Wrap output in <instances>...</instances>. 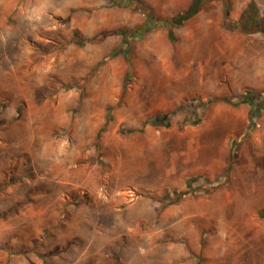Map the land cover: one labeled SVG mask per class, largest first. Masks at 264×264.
Here are the masks:
<instances>
[{"label": "rangeland", "instance_id": "374dc122", "mask_svg": "<svg viewBox=\"0 0 264 264\" xmlns=\"http://www.w3.org/2000/svg\"><path fill=\"white\" fill-rule=\"evenodd\" d=\"M193 1L0 0V109L53 122L0 128V264H264V99L220 102L264 33L209 0L172 41Z\"/></svg>", "mask_w": 264, "mask_h": 264}, {"label": "trees", "instance_id": "16d2710c", "mask_svg": "<svg viewBox=\"0 0 264 264\" xmlns=\"http://www.w3.org/2000/svg\"><path fill=\"white\" fill-rule=\"evenodd\" d=\"M209 0H194L193 4L185 11L178 13L176 16H174L173 18L168 20V27H169V37L172 41L175 40V31L177 29H182L185 27V25L190 22L191 20H193L194 18H196L202 11L203 9L206 7V5L208 4ZM247 17L250 20V23H248L249 26L254 27L256 25V27H258L255 30H249L248 25H244L242 26V30L246 33H264V27L263 23H264V17H259V13L256 7V2L255 0H252L250 5L248 6L246 12L244 13V17ZM238 25H234V24H228L226 22H224V29L228 32L233 31L237 28ZM132 31L126 30V29H122L119 30L118 32H115V34H119L122 35L124 37L125 40V44H128V39L130 38V35ZM116 54H122V55H127V51H118ZM115 55H112L115 56ZM108 59H111V57H109ZM262 98L264 99V94H254V93H246L244 96H241L239 98V102L234 103L231 99H221L220 102L234 106V107H240L241 105H249L252 108H257L255 102L259 99ZM172 116V114H167V115H161V116H157L154 117L153 119H151L149 121V123H151L153 126L156 127H165V128H169L170 127V117ZM255 115L254 113L251 114L250 119H254ZM262 217L264 218V214H262Z\"/></svg>", "mask_w": 264, "mask_h": 264}, {"label": "crops", "instance_id": "0c3cea01", "mask_svg": "<svg viewBox=\"0 0 264 264\" xmlns=\"http://www.w3.org/2000/svg\"><path fill=\"white\" fill-rule=\"evenodd\" d=\"M255 2H256V7L258 10V13H259V17H261V18L264 17V10H262V12H261L259 10L260 5L259 6L257 5L256 0H255ZM255 78H256V83H258L257 84L258 90L264 89V73L257 71V74H255ZM1 108H3V107L1 106ZM15 112H16L15 108H7L6 110L0 109V128H3V130H5L11 126H17V127L19 126L20 128H24L27 131L33 133L32 138H31L33 141H35V139L37 137V134H36V131L38 129L37 126L42 125V126L49 127L53 123L52 117L45 118V117H42L41 115H37V114H33V113L28 114V116H27L28 118H25L24 120H22V119L18 120L17 117H15V114H16ZM20 114H21V112H20ZM19 118H21V115ZM2 178H4V176L1 177V172H0V179H2ZM8 224L9 223L7 221H2V229L4 232H5V229L8 227ZM34 226L37 227V224L34 223ZM22 228H23L22 231H24V233H25L27 231V225L22 223ZM7 241H8L7 237H0V244H5ZM25 242L27 243V240H25Z\"/></svg>", "mask_w": 264, "mask_h": 264}]
</instances>
